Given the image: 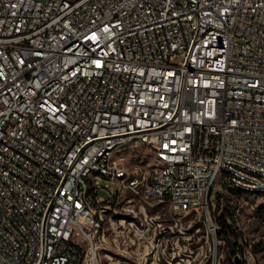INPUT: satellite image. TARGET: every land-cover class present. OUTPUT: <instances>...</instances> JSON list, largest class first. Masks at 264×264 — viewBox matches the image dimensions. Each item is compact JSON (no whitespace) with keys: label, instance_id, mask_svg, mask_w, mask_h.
Listing matches in <instances>:
<instances>
[{"label":"built area","instance_id":"2783aa9c","mask_svg":"<svg viewBox=\"0 0 264 264\" xmlns=\"http://www.w3.org/2000/svg\"><path fill=\"white\" fill-rule=\"evenodd\" d=\"M219 177L264 195V0H0V264H155L151 200L214 237Z\"/></svg>","mask_w":264,"mask_h":264},{"label":"rangeland","instance_id":"374dc122","mask_svg":"<svg viewBox=\"0 0 264 264\" xmlns=\"http://www.w3.org/2000/svg\"><path fill=\"white\" fill-rule=\"evenodd\" d=\"M179 59L175 58L173 62ZM114 158H124L129 166L137 164L139 167L151 166L156 163V156L152 150L145 145H132L121 148L114 153ZM220 177L214 185L211 200H215V193L218 191L223 195L220 204L232 210L229 212L228 220L231 228L236 229L240 234H245L256 247L254 251L261 264H264V195L255 193L242 194L230 187L218 185ZM102 187L109 186L117 190V184L110 178H100ZM99 195L107 196L104 188L99 190ZM148 207V214L154 218L155 223H160L164 232L154 237L152 246L149 249L157 251L159 256L155 264H208L211 260L210 254L216 255L221 264H230L232 249L216 234L213 237L207 233V225L204 219L198 218L195 213H176L167 200H151ZM238 209V212H235ZM157 230V229H156ZM163 236L162 244L156 245L158 237ZM163 252V253H162ZM210 256V259H208ZM112 261L116 262L120 255L113 253ZM142 260V259H141ZM206 260H208L206 262ZM150 262V258L146 264ZM106 264V261H105Z\"/></svg>","mask_w":264,"mask_h":264},{"label":"trees","instance_id":"16d2710c","mask_svg":"<svg viewBox=\"0 0 264 264\" xmlns=\"http://www.w3.org/2000/svg\"><path fill=\"white\" fill-rule=\"evenodd\" d=\"M223 220V219H222ZM220 220V228L216 232L217 239H222L229 246V249H232V238L235 236V230L231 228L230 225L226 224L223 220Z\"/></svg>","mask_w":264,"mask_h":264},{"label":"water","instance_id":"95a60500","mask_svg":"<svg viewBox=\"0 0 264 264\" xmlns=\"http://www.w3.org/2000/svg\"><path fill=\"white\" fill-rule=\"evenodd\" d=\"M236 264H239V261H236Z\"/></svg>","mask_w":264,"mask_h":264}]
</instances>
